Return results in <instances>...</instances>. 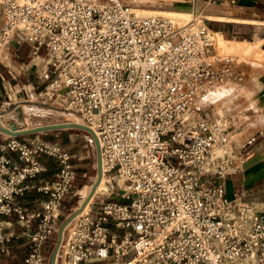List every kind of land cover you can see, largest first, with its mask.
Wrapping results in <instances>:
<instances>
[{"label": "built area", "instance_id": "built-area-1", "mask_svg": "<svg viewBox=\"0 0 264 264\" xmlns=\"http://www.w3.org/2000/svg\"><path fill=\"white\" fill-rule=\"evenodd\" d=\"M133 1L0 0V51L19 35L46 58L42 86L28 82L23 98L6 97L0 117L55 103L92 131L108 185L66 226L55 264H264V203L228 198L222 185L244 160L231 148L230 121L197 119L207 95L228 93L232 59L214 51L200 20L136 14ZM41 158L54 163L52 178L34 183ZM74 179L55 141L2 135L0 255L15 236L26 245L23 264H46L42 247L65 200L79 206L86 196L72 191ZM28 190L43 196L36 210L15 202Z\"/></svg>", "mask_w": 264, "mask_h": 264}, {"label": "crops", "instance_id": "crops-1", "mask_svg": "<svg viewBox=\"0 0 264 264\" xmlns=\"http://www.w3.org/2000/svg\"><path fill=\"white\" fill-rule=\"evenodd\" d=\"M184 3L190 8L192 16L199 18L215 35L217 50L221 51L224 45L233 46L241 51L245 47L250 48L249 53L244 54L247 56L242 53L227 54L232 59L229 91L228 93L217 91L207 95L201 101V111L197 119L209 121L225 118L230 121L231 148L235 155L244 160L236 175L222 181L224 192L226 197L231 198L233 193L244 194L246 190L245 198L248 196L252 202H257L264 194V0H215L213 3L208 0H197L194 5ZM175 8L182 9L178 6ZM135 10L142 13L175 12L148 11L141 8ZM188 13L174 14L190 17ZM1 21L0 7V25ZM216 49L214 48L215 52L221 53ZM45 68L46 58L43 50L33 55L30 46L19 35H15L10 44L0 51V102L6 97L23 98L21 89L28 82L41 87L39 75ZM22 107L16 109L21 111ZM13 118V122L17 125L22 124V117L13 116ZM0 125H3L1 121ZM23 138H38L46 141V132L23 136ZM7 155L12 156L9 153ZM40 162L44 171L36 176L34 183L46 182L52 178L54 163L50 161L49 164L53 166H47L46 158H41ZM86 174L83 172L81 176L85 177ZM17 198L15 202L19 207L36 210L43 196L28 190L22 197ZM8 230L14 235L18 233L19 228L14 219H11ZM25 253L24 240L14 236L7 245V252L0 255V264H23Z\"/></svg>", "mask_w": 264, "mask_h": 264}, {"label": "rangeland", "instance_id": "rangeland-1", "mask_svg": "<svg viewBox=\"0 0 264 264\" xmlns=\"http://www.w3.org/2000/svg\"><path fill=\"white\" fill-rule=\"evenodd\" d=\"M185 3L182 0H134L132 2L131 7L132 8H141L146 9L148 11H154V10H161L157 12H167V11H175L176 12H189L190 17L178 15L174 13H142L136 11V14L140 15H159L163 17H168L171 19L176 20L177 23H185L188 21H191L192 19H195L196 17H193L190 11V8L186 7L184 5ZM181 7L175 8V7ZM186 7V8H185ZM187 9V10H186ZM196 21L200 20L199 18L195 19ZM216 49V48H215ZM218 52L224 53V54H248L250 51L249 47H245L243 51L235 49L233 46L230 45H224L222 47V50H217ZM247 56V55H244ZM261 56V55H260ZM25 107L21 109V112L23 113L21 116V123L22 125H28L30 127H37V126H43V125H50V124H61V123H74V117L72 115H68L64 113L55 103H46V105L43 107L42 105L32 104V105H24ZM27 106V107H26ZM88 134L84 131L78 130V129H68V130H55L46 132V141H55L58 143L62 148L65 149V151L71 156V164L74 166V173H75V179L73 183V189L72 191H79L80 196L87 194L89 191L90 185L94 181L95 176V153H94V147H90L87 142ZM50 159L46 158V164L47 166H53L50 165ZM83 172H86L87 174L85 177H82L81 174ZM113 172L111 173V175ZM115 183H117V179L114 178L111 180L110 184L115 190ZM98 186V185H97ZM100 188L97 190L95 188V191L93 194L97 193H104L106 189L108 190V185L101 180L99 182ZM246 192V190H244ZM244 192V195L246 193ZM249 194V193H248ZM17 197L15 198V201H17ZM246 200H249L252 202V199L248 196L245 198ZM103 201V202H110L112 201L111 197L106 196H97L95 201ZM81 199L79 198H71L70 200L66 199L63 206L66 207V212L62 213L61 220L67 216L69 213L74 211V209L78 206ZM254 203H264V194L261 195L260 198H258L257 202L254 201ZM4 219V218H3ZM6 220V219H4ZM60 220V222H61ZM55 235L52 239V241L49 244H45L42 247V252L47 256L49 255L53 243H54Z\"/></svg>", "mask_w": 264, "mask_h": 264}, {"label": "water", "instance_id": "water-1", "mask_svg": "<svg viewBox=\"0 0 264 264\" xmlns=\"http://www.w3.org/2000/svg\"><path fill=\"white\" fill-rule=\"evenodd\" d=\"M9 115L18 118L20 116V111L18 109H14ZM68 129H78L84 131L92 138L94 153H95V176L93 183L90 185L89 191L87 192L85 198L82 200L80 205L74 211H72L67 216H65L58 224L55 231V239H54L53 247L49 255L47 256L46 264H55L56 253L62 238V234L66 226L82 210V208L85 206V204L93 195L95 188L100 182L101 172H100V157H99L98 144L92 131L87 127L79 125L77 123H61V124H50V125H43L37 127H30L24 124L17 125L15 122L9 121V123L6 126L4 127L0 126V134L8 137H22V136H28L38 133L55 131V130H68Z\"/></svg>", "mask_w": 264, "mask_h": 264}, {"label": "bare ground", "instance_id": "bare-ground-1", "mask_svg": "<svg viewBox=\"0 0 264 264\" xmlns=\"http://www.w3.org/2000/svg\"><path fill=\"white\" fill-rule=\"evenodd\" d=\"M133 10H134V12L136 13V10H135V8H132ZM213 40H214V48H216V38H215V35H213ZM22 116V114H21V111H20V116L19 117H21ZM14 120V118H13V116H11V115H7L6 117H0V121H1V124L3 123V125L5 124V123H7V122H9V121H13ZM102 179H100V181H101ZM98 187H99V184H98V186L96 187V189H98Z\"/></svg>", "mask_w": 264, "mask_h": 264}]
</instances>
